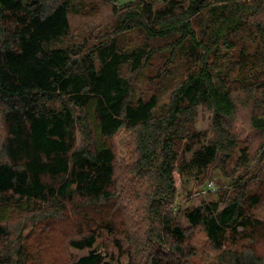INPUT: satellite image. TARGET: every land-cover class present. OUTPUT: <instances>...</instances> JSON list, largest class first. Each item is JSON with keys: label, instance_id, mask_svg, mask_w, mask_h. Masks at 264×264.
<instances>
[{"label": "trees", "instance_id": "1", "mask_svg": "<svg viewBox=\"0 0 264 264\" xmlns=\"http://www.w3.org/2000/svg\"><path fill=\"white\" fill-rule=\"evenodd\" d=\"M108 1L111 24L79 41L70 15L86 0H0L1 251L8 261L23 252L16 220L66 221L72 208L69 245L88 252L71 264H114L96 247L101 228L142 264H187L179 215L204 232L215 263L264 264L240 247L264 228L247 187L264 156V0ZM174 65L183 78L161 103ZM202 109L206 130L196 126ZM241 116L263 136L254 154L240 145ZM121 133L129 155L119 160ZM235 151L233 196L175 204V170L203 182Z\"/></svg>", "mask_w": 264, "mask_h": 264}, {"label": "rangeland", "instance_id": "2", "mask_svg": "<svg viewBox=\"0 0 264 264\" xmlns=\"http://www.w3.org/2000/svg\"><path fill=\"white\" fill-rule=\"evenodd\" d=\"M116 1L122 3L129 0ZM86 4L87 8L85 9V13H72L70 15L72 35H77L79 41L86 37H96L102 34L107 25L111 24L114 19L112 4L110 1L86 0ZM135 35L133 45L138 43L135 39ZM251 47L253 49L255 45L253 44ZM179 63L178 67H180ZM178 67L176 68L174 65V74L164 77L163 79L165 90L163 94H161V103L168 100L171 87L183 78V75ZM139 88L146 91V96L151 95L153 89L148 83L146 77L140 79ZM196 126L200 130H206L209 128V114L206 110H200ZM3 128L2 120H0V143L5 134V130H3ZM235 128L239 132H242L239 136L245 137V141L240 142V145H248L250 152L254 154L260 146L263 136L256 133L251 128L249 120L246 116H241V118L236 121ZM119 138L117 139V144L120 151V160L126 154H129L127 150L128 147L125 146L126 148L124 149V146H121L124 140V133H121ZM78 140H80L79 136ZM237 156L238 151H235L231 160L226 163L222 162L223 165H221V168H219L220 166L211 167L207 172L206 179H203V182H201V180L199 182V179L195 178V176L191 173L184 176L178 170H175V187L177 189L175 204H181L182 207H193L212 199H227L229 196H233L234 189L229 188L230 186H228L227 183L229 181L228 174L231 172V167L233 166ZM259 165L262 169L260 171L261 174L259 179L251 181L247 187L249 189L248 192H257L261 200L258 206L251 211V214L255 218L264 222V156H262L259 161ZM119 182L120 184L122 183L120 179ZM212 183H214V185L211 186L210 184ZM47 206L40 209L36 207L35 213H39V210H48L49 208H47ZM68 211L70 215L68 219L66 218V221L62 218L52 220L50 217L47 219L44 217L38 218V216L37 218H30L29 216L25 219L20 218V221L16 220L13 224H19V229H23L22 231L24 233L22 237L23 252L20 255L14 254L13 258L8 261V259H6L7 257L0 248V264H12L13 260H16L17 264H71L74 258L87 253L88 250H78L69 245V239L75 235H73L74 232H69L71 231L70 225L69 228L66 227V225L70 223V219L73 216L72 208ZM127 215L128 213L125 214V216ZM126 218L130 221L128 216ZM179 221L183 227H186V232L191 237L190 244L192 246V254L190 253L188 255L187 264H217L215 263V259L218 253L207 242L204 232L201 229L188 228L189 224L182 215H179ZM112 234V231H107L106 229L101 228V236L97 239L96 243V247L99 251L107 254V258L112 260L114 264H129L132 260L135 262L138 261L141 264L143 263L140 260V254L131 255L130 248L126 252H124V247L122 248L123 250L118 248ZM14 235L17 236V232H15ZM255 241L256 242L249 241L250 244L247 245L241 244L240 247L243 248L250 246L251 251L264 256V228L263 230L258 231ZM125 245L128 244L125 243Z\"/></svg>", "mask_w": 264, "mask_h": 264}, {"label": "built area", "instance_id": "3", "mask_svg": "<svg viewBox=\"0 0 264 264\" xmlns=\"http://www.w3.org/2000/svg\"><path fill=\"white\" fill-rule=\"evenodd\" d=\"M211 186L214 185V183L210 184Z\"/></svg>", "mask_w": 264, "mask_h": 264}]
</instances>
